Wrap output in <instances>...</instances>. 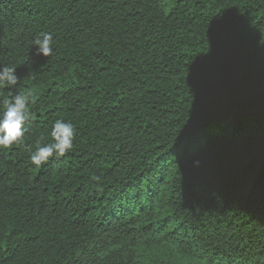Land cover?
Here are the masks:
<instances>
[{
    "label": "trees",
    "instance_id": "1",
    "mask_svg": "<svg viewBox=\"0 0 264 264\" xmlns=\"http://www.w3.org/2000/svg\"><path fill=\"white\" fill-rule=\"evenodd\" d=\"M0 66V264H264V0H0Z\"/></svg>",
    "mask_w": 264,
    "mask_h": 264
},
{
    "label": "clouds",
    "instance_id": "2",
    "mask_svg": "<svg viewBox=\"0 0 264 264\" xmlns=\"http://www.w3.org/2000/svg\"><path fill=\"white\" fill-rule=\"evenodd\" d=\"M53 36L50 33H40L35 39V55L50 57L54 54ZM20 81L15 66H0V87L8 85L15 87ZM33 102L31 94L17 93L3 101L4 111L0 113V150L10 149L21 142L28 131L26 121L30 117L29 103ZM52 142L37 147L31 154V163L37 167L48 162L50 157H62L73 148L76 135L75 127L70 122L57 119L51 130ZM39 144V141L37 142Z\"/></svg>",
    "mask_w": 264,
    "mask_h": 264
}]
</instances>
